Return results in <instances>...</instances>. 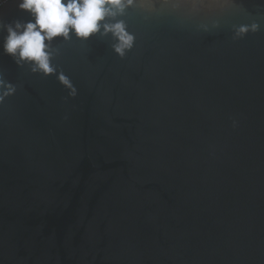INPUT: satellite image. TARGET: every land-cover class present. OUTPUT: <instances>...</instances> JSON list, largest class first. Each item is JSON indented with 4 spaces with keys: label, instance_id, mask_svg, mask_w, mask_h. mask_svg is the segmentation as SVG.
<instances>
[{
    "label": "water",
    "instance_id": "obj_1",
    "mask_svg": "<svg viewBox=\"0 0 264 264\" xmlns=\"http://www.w3.org/2000/svg\"><path fill=\"white\" fill-rule=\"evenodd\" d=\"M117 20L122 58L111 33L55 38L47 76L0 49V264H264V0Z\"/></svg>",
    "mask_w": 264,
    "mask_h": 264
},
{
    "label": "clouds",
    "instance_id": "obj_2",
    "mask_svg": "<svg viewBox=\"0 0 264 264\" xmlns=\"http://www.w3.org/2000/svg\"><path fill=\"white\" fill-rule=\"evenodd\" d=\"M133 2L134 0H16L17 9L26 13L28 19L0 22V31L5 33L0 49L18 67L27 64L33 73L47 76L54 72L50 61L52 41L55 38L68 40L75 36L79 40H88L96 34L103 36L111 33L116 41L112 46L113 51L122 58L132 48L135 38L126 31L123 21H105L122 15L125 8ZM148 2L150 0H142V4ZM257 28L258 25H252L251 28L241 26L237 32L243 35ZM57 79L69 89L70 96L76 94L66 76L61 73ZM0 88L4 89L0 93V99L15 92L14 85L3 79H0Z\"/></svg>",
    "mask_w": 264,
    "mask_h": 264
},
{
    "label": "built area",
    "instance_id": "obj_3",
    "mask_svg": "<svg viewBox=\"0 0 264 264\" xmlns=\"http://www.w3.org/2000/svg\"><path fill=\"white\" fill-rule=\"evenodd\" d=\"M11 0H3V3H0V9L8 2H10Z\"/></svg>",
    "mask_w": 264,
    "mask_h": 264
}]
</instances>
